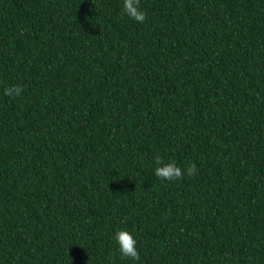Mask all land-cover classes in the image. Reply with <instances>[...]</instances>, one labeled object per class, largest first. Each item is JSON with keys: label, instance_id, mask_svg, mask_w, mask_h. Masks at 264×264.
I'll return each mask as SVG.
<instances>
[{"label": "trees", "instance_id": "trees-1", "mask_svg": "<svg viewBox=\"0 0 264 264\" xmlns=\"http://www.w3.org/2000/svg\"><path fill=\"white\" fill-rule=\"evenodd\" d=\"M122 5L0 0V264H264V0Z\"/></svg>", "mask_w": 264, "mask_h": 264}, {"label": "clouds", "instance_id": "clouds-1", "mask_svg": "<svg viewBox=\"0 0 264 264\" xmlns=\"http://www.w3.org/2000/svg\"><path fill=\"white\" fill-rule=\"evenodd\" d=\"M123 12L130 19L138 23H143L147 19V14L140 7V0H123ZM23 91L20 85H13L4 89L6 96H19ZM156 165L154 174L163 181H174L181 179L185 174L194 176L197 173L195 164L189 163L184 169L179 167L175 161L165 162L159 154L153 157ZM114 239L118 245V251L122 257L130 258L133 261L139 260V252L137 250V241L133 235L121 229L116 231Z\"/></svg>", "mask_w": 264, "mask_h": 264}]
</instances>
